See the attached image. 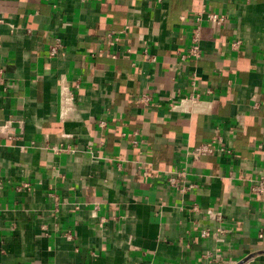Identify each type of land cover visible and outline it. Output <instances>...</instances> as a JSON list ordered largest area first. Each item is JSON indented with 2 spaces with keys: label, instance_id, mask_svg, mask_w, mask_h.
Returning a JSON list of instances; mask_svg holds the SVG:
<instances>
[{
  "label": "crops",
  "instance_id": "0c3cea01",
  "mask_svg": "<svg viewBox=\"0 0 264 264\" xmlns=\"http://www.w3.org/2000/svg\"><path fill=\"white\" fill-rule=\"evenodd\" d=\"M202 5L226 20L182 60ZM0 67V264L264 262V0H0ZM218 136L231 153L186 155ZM183 167L198 187L179 192ZM192 203L223 214L222 240Z\"/></svg>",
  "mask_w": 264,
  "mask_h": 264
},
{
  "label": "built area",
  "instance_id": "2783aa9c",
  "mask_svg": "<svg viewBox=\"0 0 264 264\" xmlns=\"http://www.w3.org/2000/svg\"><path fill=\"white\" fill-rule=\"evenodd\" d=\"M160 1V0H157ZM182 18V16H181ZM226 20V17L224 14L220 12H216L210 9H207L205 5H202V7L195 13L194 15V24L190 28L189 31V41L188 45L184 51V53L180 54V59H185L186 57H192L194 59H199L202 56V37H201V26L203 21H207L211 24H213L215 27H219L222 25ZM108 36L113 37L114 39H117V35L115 31H111ZM241 45V40L236 39L231 42V46L233 48H237ZM62 48V43L59 39H56L55 43L50 45L48 54L49 56L56 55L59 50ZM112 57H115L113 54ZM150 59L153 60L154 57L150 56ZM194 75V74H193ZM0 83L4 84V77H3V68L0 67ZM62 92H64V97H66L69 101L73 99V93L72 91L63 88ZM205 94L211 95L213 93V90L210 87H207L204 91ZM185 100L189 101L190 103L197 102L201 100V93L198 92H190L183 97ZM137 101L143 105H147L150 101V96L147 94H142L137 98ZM177 103H174L173 101L169 102V107L172 109L176 106ZM255 107H257V104H254ZM101 126L105 125L104 120H101L99 122ZM134 145L137 144L135 140L132 141ZM260 147V145H259ZM51 150L55 154H60L62 152H72L73 150L69 148L68 146L63 145H55L51 147ZM216 151L225 152V153H231V149L226 148L222 143L220 137H216L208 142H202L195 146H193L190 149L186 150V155L192 159L193 161L199 160L201 157L206 155H211L215 153ZM144 175L151 176L152 174L145 170L143 171ZM187 170L185 167L183 168H175L173 170L166 172V183L173 189L179 191V192H185V191H191L198 187L197 183H186ZM30 184L28 182H22L20 185L16 186L17 190L22 189H29ZM249 194L252 197H255L260 201L262 211H263V217H264V175H260L252 184L249 185ZM190 210L194 213H197L199 215H202L206 218L207 223L206 227L202 228L200 231V237L201 238H209L212 237L216 241H220L223 239L225 234L228 232V228L225 225V219L223 214L214 209V208H205L201 209L197 203H192L190 206ZM264 229L259 228L258 231V237L263 238ZM204 258L211 259L215 257L217 259V255H212L210 252L202 255ZM219 260V259H218ZM220 261V260H219ZM264 264V262L260 263Z\"/></svg>",
  "mask_w": 264,
  "mask_h": 264
}]
</instances>
